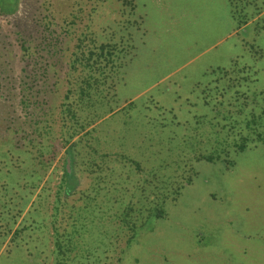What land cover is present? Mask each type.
Returning a JSON list of instances; mask_svg holds the SVG:
<instances>
[{
    "label": "rangeland",
    "instance_id": "obj_1",
    "mask_svg": "<svg viewBox=\"0 0 264 264\" xmlns=\"http://www.w3.org/2000/svg\"><path fill=\"white\" fill-rule=\"evenodd\" d=\"M125 2L20 0L15 15L0 16V169L24 160L25 149L5 159L3 140L29 147L33 139L54 158L46 193L26 196L13 228L27 229L6 239L0 264H264V147L256 141L264 128L254 124L264 126V0H134L136 18ZM129 33L131 60L116 76L106 70L110 86L118 81L116 97L103 90L112 102L105 115L97 108L93 125L95 113L75 107L81 129L61 114L85 75L70 66L78 40L127 53ZM223 70L252 81L237 84L247 106L233 126L223 116L232 97L225 80V110L203 102L218 95L208 84ZM73 133L81 138L78 187L57 196ZM242 136L253 142L239 151ZM210 154L226 155L209 163Z\"/></svg>",
    "mask_w": 264,
    "mask_h": 264
},
{
    "label": "trees",
    "instance_id": "obj_2",
    "mask_svg": "<svg viewBox=\"0 0 264 264\" xmlns=\"http://www.w3.org/2000/svg\"><path fill=\"white\" fill-rule=\"evenodd\" d=\"M19 1L20 0H0V16L8 17V16H13L17 13L19 9ZM104 1V0H102ZM125 6L128 12V15L136 18L135 17V10H136V4L134 3V0H127L125 2ZM130 24L131 27L132 24L134 26L138 25L137 20L130 21L128 19V25ZM118 26H121L118 24ZM139 26V25H138ZM129 38H128V44L130 46V51L127 53H124L121 50L117 49L116 44H110V43H100L96 44V42L92 43V47L85 45V35L78 40L77 48L74 54L72 55V60L70 61V66L71 70L74 71L76 67H81L82 72L85 73V75L81 78L82 82L80 83L78 89L75 90H69L68 94L65 96V102L63 103L64 105L62 106V111L61 114H66L68 117L72 120H75L77 124L80 123V119L78 114L76 113L75 107L78 110H81L82 114L84 113H89L88 117L92 116L96 111L97 108L101 106V108L104 109L103 115L107 113V105L110 104L111 102L108 103V100H113L116 97L115 91L116 87L118 85V81L114 83V86H110L106 82V74L109 72L110 74L107 77H110L112 73L114 75H118V72L120 69H122L126 64L127 61H130L133 52H134V46L132 44L133 41V36L134 34L131 35L129 33ZM26 52L28 50L24 48ZM121 52V53H120ZM110 68V69H109ZM109 69V70H108ZM246 70V68H244ZM106 70H108L106 72ZM229 71V70H228ZM227 70H223L222 72L219 71H214L213 73H220V78L217 80H212L208 86L210 88V85L215 83L216 89H218V95L215 94L214 97L212 96H205L203 98L204 105H208V107H212L213 109H217L218 106L223 107L222 105V100L224 95V88L225 91H230L232 90V97L229 98L230 100L227 103V107H233L234 109L236 108L237 110L227 108L226 113L223 114V116L229 117V122L231 126L232 124H236L238 120H232V115H237L236 117L241 118V114L238 111L239 110V105L244 107L246 109L247 106V100L246 97H242L244 99L242 102H239L240 98H237L238 93L236 92V88L238 89L237 84L242 80L244 85H248L249 82H252L249 80L248 77H236L237 74L239 73H228ZM239 71H244L243 68L240 69ZM235 72V71H233ZM227 82V84L224 86L223 89H220L219 83L222 82ZM218 81V82H217ZM24 83H26L24 81ZM109 93V91H112V96L108 98L104 95V91ZM238 91V90H237ZM210 92V91H209ZM113 94H115L113 96ZM243 95V94H242ZM76 96V99H72V97ZM246 96V95H243ZM206 99H211V102L206 101ZM215 100V102H214ZM225 107V106H224ZM223 107V108H224ZM225 110V108H224ZM50 111V110H49ZM240 114V115H239ZM252 116L254 119L258 118L253 115V113L249 114ZM94 119H93V124L97 123V113H95ZM226 120V119H225ZM257 120V119H256ZM83 121H86V119H83ZM40 121H37V125L40 124ZM42 123V122H41ZM90 123V122H89ZM46 124V123H45ZM254 124L258 128H264L263 125L259 124L258 122L254 121ZM36 126V124H35ZM84 129V126L80 125ZM225 128V126H224ZM94 129V128H93ZM40 128L36 126V131H39ZM42 131V129L40 130ZM230 132H233V127L230 128ZM89 133L87 131L85 134ZM75 135H70L69 138L63 143L64 146L67 147L66 153H67V160L70 162V166H66L67 161H65V167L63 169V174L60 179V183L57 186V196L60 194H63L65 197L71 196L73 193H75L76 188L78 187L79 179L76 178V172L74 168L76 167V162H77V157H78V152H80V147L78 145L81 138L76 141L73 140L74 136L77 137V133H73ZM263 137H261V134L259 133L257 136L256 141L260 143L264 147V133L262 134ZM82 137V136H81ZM240 140H242V143L239 146H236L239 151L245 150L247 147V142H253L252 139H247L245 137H240ZM35 143L38 146L35 148ZM3 146H9L8 150L10 152H4L5 154L3 155L5 159L10 155L11 150L13 149L17 153H21L20 149H25L21 153L23 155V163H20L21 167L17 166H11L10 168H5V169H0V170H6L7 175H4L3 179L0 180V249L5 246L6 244L5 241L9 237L8 244H10L15 238L18 236L22 235L24 231L27 229L26 227L22 228L18 224V226L14 229L13 227L18 223V219H20V216L24 213L25 211V206L29 203L31 198L34 194V191L36 189H40L46 193V185L47 183L49 184L50 181H45L44 184L41 186V182L43 181L44 177L47 175V172L49 168L51 167V163L53 162V157H49L48 159H45V153L46 150H43L39 142L34 141L31 139L29 141V147L30 150L28 149L29 147L22 146V144L17 143L16 144H11L10 141L8 140H3L2 143ZM24 147V148H23ZM34 149H38V154L34 153ZM220 155H226V154H220ZM220 155H214L210 154L204 160H207V162L212 163L215 161H218L222 156ZM200 157V156H199ZM53 158V159H52ZM119 158L121 160H125L127 162H130L133 165H136V169L140 171L139 164L133 161L127 160L125 157H115ZM4 159V160H5ZM117 160V159H116ZM118 161V160H117ZM27 166L29 168H27ZM32 168V169H31ZM17 170L21 172V175L17 177H13L12 175L10 176L9 173L12 174L11 171ZM25 170H27L25 172ZM37 176V183L31 184L29 183V178ZM6 178V179H4ZM23 182V183H21ZM179 190V188H178ZM84 194V193H81ZM31 196V198L28 199L26 196ZM45 194L44 196H46ZM144 195V193L142 194ZM39 196V195H37ZM163 197H165L163 195ZM58 206L62 204V201H57ZM57 210V207H56ZM127 212H131L132 208H128L126 210ZM148 212L151 213V210H148ZM57 213V212H56ZM159 217H163L164 214L163 212L159 213ZM58 246V245H57ZM58 249V248H57Z\"/></svg>",
    "mask_w": 264,
    "mask_h": 264
}]
</instances>
